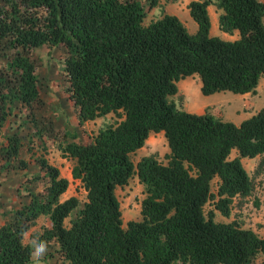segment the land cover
<instances>
[{"label":"trees","instance_id":"obj_1","mask_svg":"<svg viewBox=\"0 0 264 264\" xmlns=\"http://www.w3.org/2000/svg\"><path fill=\"white\" fill-rule=\"evenodd\" d=\"M152 1L0 0V168L27 164L21 135L3 132L5 121L24 116L16 127L30 122L32 134L44 131L32 114L39 101L32 52L40 45L63 47V90L78 124L108 112L116 117L88 140L57 142L85 191L81 203L75 195L60 199L67 178L34 157L39 170L30 179L42 186L0 223V264H27L33 242H53L64 264H264V235L213 219V210L227 216L232 199L250 192L240 157L264 159V105L234 123L168 98L176 81L193 73L202 94L254 92L264 72V1L211 0L221 10L218 28L237 29L234 38L209 32L210 0L186 2L193 32L172 13L142 23ZM160 130L166 162L151 154L133 162L130 153ZM132 175L143 189L140 217L123 225L115 187ZM40 214L48 224L24 242Z\"/></svg>","mask_w":264,"mask_h":264},{"label":"rangeland","instance_id":"obj_2","mask_svg":"<svg viewBox=\"0 0 264 264\" xmlns=\"http://www.w3.org/2000/svg\"><path fill=\"white\" fill-rule=\"evenodd\" d=\"M150 1L141 0L144 6H147V3ZM154 1H152V5L145 13L142 23H147L149 20L168 12L175 14L184 23L189 32L195 30L196 23L184 5L187 0H163L162 5ZM172 8L175 11L171 12L169 10ZM211 20L210 31L221 33L217 27V18L214 21L211 16ZM214 22L216 26H214ZM262 22L264 24V15L262 16ZM32 57L36 66L39 91V101L34 104L32 114L36 119L37 125L44 131L40 136L37 133L32 134L33 127L31 128L29 126L30 122H25L19 127H16V123L14 122L21 120L24 116L20 118L11 116L4 123L3 132L18 130V133L21 135L23 144L21 146L20 156L27 160V164L21 168L16 165L15 161H11L6 168H0V223L11 219L13 217V211L28 200L29 190L36 191L41 188L43 180L30 179L32 174L39 170L34 160L35 156H43L46 158L50 164L58 168L60 175L67 178V187L60 194L59 198L75 195L79 203H81L85 199V191L79 181L71 177L70 168L72 161L61 154L57 142L66 139L88 140L91 134L99 127L107 123H112L116 119L112 112H108L78 124L75 113L76 107L66 97V93L63 90V47L61 45L51 47L40 45L33 50ZM262 76L264 77V74ZM197 80L199 82L198 76ZM262 89V87H259L258 92H250L251 95L247 100L239 97L231 98L232 96H238V93L229 90L215 91L212 94L217 93L218 97H229V100L215 102L204 107V110L211 112L216 117H222L238 123L241 119L249 116L264 105V91ZM196 90L197 94L202 97L203 95L199 91L198 86ZM224 93L225 95H221ZM168 98L181 107L183 99L186 100L185 97H182L181 101L177 93L169 95ZM211 99L212 95L205 100L210 101ZM235 109H239V115L235 113ZM66 131H73L75 134L70 137L64 133ZM29 136L31 137L29 138ZM167 152L168 148L162 133L150 132L143 145L130 153V158L133 162H136L140 156L151 154L157 160L165 163L167 160ZM259 159L260 157L258 155L254 159V163L244 164L252 180L250 192L244 196H236L232 199V206L227 216L220 214L217 210H213V219L237 221L241 226L255 227L258 235H264V159L261 163H259ZM115 193L121 209L122 224L125 225L127 219L139 218V200L143 196V189L137 177L135 175L129 177L125 184L115 188ZM209 208H211V205L205 203L204 210ZM71 216H73L72 213L67 215L63 219V223L68 225L69 217ZM46 220L47 215L45 214L37 217L34 224L23 233V241L27 242L28 240H32L33 237L30 234L34 231H41L42 225H44ZM46 249L45 254L41 258V264H64L56 254L53 242L48 244ZM32 262L35 264L34 259ZM173 264L179 263L175 261Z\"/></svg>","mask_w":264,"mask_h":264},{"label":"crops","instance_id":"obj_3","mask_svg":"<svg viewBox=\"0 0 264 264\" xmlns=\"http://www.w3.org/2000/svg\"><path fill=\"white\" fill-rule=\"evenodd\" d=\"M188 1V0H187ZM186 1V2H187ZM261 1H264V0H261ZM154 2H157L159 4L162 5L163 3V0H155ZM185 2V4H186ZM184 4V5H185ZM207 11H208V15H209V20H210V26H209V32L211 34H217L223 38H234L237 36V29H232L230 32H226V31H221V33H216V31L214 32H211V24H212V20H211V16L213 17V20L215 21L216 18L218 17V14L219 12L221 11L220 8L216 7V5L213 3V1H209L208 4H207ZM149 10V9H148ZM172 11H175L173 8L172 9H169ZM165 13H168V12H165ZM214 26H216V23L214 22ZM217 27H218V24H217ZM264 73H261L258 77V80H257V83L254 87V91L258 92V88L259 87H262V91H264V77L262 76ZM197 74L193 73V74H190V75H186L182 78H179L177 81H176V87H177V91L175 93H177V95L180 96V100L182 101V97H185L186 100L183 99V103H182V108L187 110V111H191V112H203L204 111V107L210 105V104H213L215 102H218V101H222V100H229V97H218L217 93L215 94H212V93H208V94H202L203 96H199L197 94V86L199 87V82L197 80ZM190 77H192V79H190ZM223 91V90H221ZM238 93V92H236ZM212 95V99L210 101H206L205 99L207 97H211ZM221 95H225L224 94H221ZM236 95V94H234ZM238 96H232L231 98H234V97H239V98H243L245 100L248 99V97L251 95L250 94V91H246V92H242V93H238L237 94ZM199 102V103H197ZM184 105V107H183ZM235 113L237 115H239V109H235ZM247 116V115H246ZM221 119H224L222 117H220ZM235 122V121H234ZM156 133H162V131H157ZM141 147V146H140ZM138 147V148H140ZM136 148V149H138ZM231 155L235 154V149H231V152H230ZM258 157V155H255L253 157H246V156H242L240 157V160L244 166L245 163H254V159ZM253 160V162H252ZM245 168V167H244ZM246 170V169H245ZM247 171V170H246ZM117 187V186H116ZM115 187V188H116ZM119 187V186H118ZM215 188V179L212 180V183H211V189L213 190ZM66 196H64L63 198H65ZM237 197H240V196H237ZM61 198V199H63ZM211 205V204H210ZM40 215H43V214H40ZM40 215H38L37 217H39ZM36 217V218H37ZM65 218V217H64ZM126 219V218H125ZM217 220H220V219H217ZM220 221H224V220H220ZM45 225L48 224V217H47V220L44 222ZM64 225H66L64 223ZM67 226V225H66ZM242 227H248L250 229H252L253 231L256 232V228L255 227H252V226H245V225H242ZM35 251V249L32 250V253ZM32 253H31V260L27 263V264H33L32 262V259H33V256H32Z\"/></svg>","mask_w":264,"mask_h":264},{"label":"clouds","instance_id":"obj_4","mask_svg":"<svg viewBox=\"0 0 264 264\" xmlns=\"http://www.w3.org/2000/svg\"><path fill=\"white\" fill-rule=\"evenodd\" d=\"M34 247H35V251L32 253L33 259L35 264H41V258L43 257V255L46 252V246L44 243H39V245H37L35 242H33Z\"/></svg>","mask_w":264,"mask_h":264}]
</instances>
